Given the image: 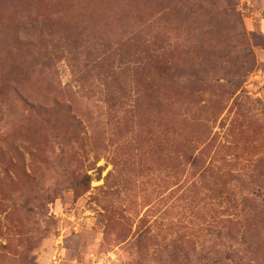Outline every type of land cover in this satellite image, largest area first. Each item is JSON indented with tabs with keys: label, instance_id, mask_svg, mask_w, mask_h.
<instances>
[{
	"label": "rangeland",
	"instance_id": "rangeland-1",
	"mask_svg": "<svg viewBox=\"0 0 264 264\" xmlns=\"http://www.w3.org/2000/svg\"><path fill=\"white\" fill-rule=\"evenodd\" d=\"M264 0H0V264H264Z\"/></svg>",
	"mask_w": 264,
	"mask_h": 264
},
{
	"label": "trees",
	"instance_id": "trees-1",
	"mask_svg": "<svg viewBox=\"0 0 264 264\" xmlns=\"http://www.w3.org/2000/svg\"><path fill=\"white\" fill-rule=\"evenodd\" d=\"M262 192H264V189L263 190H261Z\"/></svg>",
	"mask_w": 264,
	"mask_h": 264
}]
</instances>
